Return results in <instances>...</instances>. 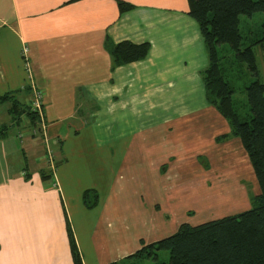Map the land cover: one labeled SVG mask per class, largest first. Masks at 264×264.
<instances>
[{
	"label": "crops",
	"instance_id": "obj_1",
	"mask_svg": "<svg viewBox=\"0 0 264 264\" xmlns=\"http://www.w3.org/2000/svg\"><path fill=\"white\" fill-rule=\"evenodd\" d=\"M117 1L0 0V96L30 104L27 87L41 90L59 163L52 171L41 137L0 128V264H74L68 230L82 264L120 261L109 254L105 220L130 155L151 141L167 171L189 160L186 141L170 144L174 132L222 123L205 98L209 58L188 1L121 0L132 5L126 11ZM105 39L149 49L111 69ZM86 189L97 192L92 208L82 202Z\"/></svg>",
	"mask_w": 264,
	"mask_h": 264
},
{
	"label": "rangeland",
	"instance_id": "obj_2",
	"mask_svg": "<svg viewBox=\"0 0 264 264\" xmlns=\"http://www.w3.org/2000/svg\"><path fill=\"white\" fill-rule=\"evenodd\" d=\"M263 26L264 11L239 16L240 48H252L257 74L247 62L238 60L227 44L218 46L219 65L233 88V107L241 121L250 116L246 86L254 80L264 83V46L254 43L262 36ZM15 98L22 102L19 97ZM11 105L10 100L0 103V128L4 124L6 134L15 137L31 135V129L37 125L29 127L25 118L19 125L15 124L17 115L10 113ZM220 117L222 123L217 120L210 125L195 123L188 128L191 133L172 134L171 145L186 141L189 151L186 158L189 160L184 162L187 164L173 163L163 171L165 166L160 167L158 163L160 148L151 146V141L144 152L130 155L129 163L117 176L115 211L107 205L111 209L105 220L109 224V254L113 252L123 258L137 250L139 238L147 243L157 241L173 234L181 223L197 225L237 215L251 207L253 197L259 193L258 183L240 137L234 133L229 121ZM201 129L204 131L200 132ZM196 133L201 134L202 142L194 140ZM180 137L184 139L180 140ZM152 142L158 143L160 139L153 138ZM50 147L53 154L55 146ZM181 158L185 160L184 156ZM52 160V167L59 166L54 154ZM159 259L166 261L168 252L159 251ZM134 262L152 263L149 258ZM126 264L131 263L127 261Z\"/></svg>",
	"mask_w": 264,
	"mask_h": 264
},
{
	"label": "trees",
	"instance_id": "obj_3",
	"mask_svg": "<svg viewBox=\"0 0 264 264\" xmlns=\"http://www.w3.org/2000/svg\"><path fill=\"white\" fill-rule=\"evenodd\" d=\"M188 13L196 20L208 53L209 63L202 71V79L207 102L225 117L234 127V133L242 141L249 158L259 193L253 197L251 207L237 215L224 216L197 225L181 223L171 235L146 243L140 239L141 247L109 264H126L130 261L149 258L151 264H264V83L252 81L246 86V97L250 116L241 121L233 107V88L226 81L219 65L218 46L227 44L238 60L247 62L257 74L252 48L241 45L239 16L264 11V0H187ZM120 11L132 5L118 0ZM264 46V26L262 36L254 41ZM105 48L111 58V69L146 57L149 44H135L130 41L110 43L105 39ZM27 89H31L28 86ZM11 101L10 113L16 114L15 124L25 118L28 126L36 125L37 113L30 104L20 102L12 93L0 96V103ZM43 100V97H42ZM44 108V102H43ZM24 116V117H23ZM28 127V128H29ZM50 177V174L46 175ZM94 189L82 193V202L87 208L97 204ZM74 264H82L75 248L73 234L68 230ZM166 250L168 259L161 261L159 251Z\"/></svg>",
	"mask_w": 264,
	"mask_h": 264
},
{
	"label": "built area",
	"instance_id": "obj_4",
	"mask_svg": "<svg viewBox=\"0 0 264 264\" xmlns=\"http://www.w3.org/2000/svg\"><path fill=\"white\" fill-rule=\"evenodd\" d=\"M30 89H31V98H30V106H31V110L37 113V121H36V127H33L31 129V136L33 135H39L42 140L43 143L46 147V153L45 156H47V163L49 165V167L51 168V170L53 171L55 167L53 166V154H52V150L50 147V140H49V136H48V128H47V122L44 119V112H43V93L41 92L40 89L37 88V86H35V84H31L30 85Z\"/></svg>",
	"mask_w": 264,
	"mask_h": 264
}]
</instances>
